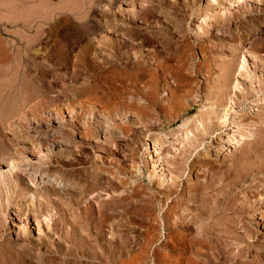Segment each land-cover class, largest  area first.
Wrapping results in <instances>:
<instances>
[{"label":"rangeland","instance_id":"rangeland-1","mask_svg":"<svg viewBox=\"0 0 264 264\" xmlns=\"http://www.w3.org/2000/svg\"><path fill=\"white\" fill-rule=\"evenodd\" d=\"M15 1L21 7L18 4L19 10L12 13L20 17L16 20L15 16L12 22V19H9L14 16L12 13L10 14L13 16L0 12V35L4 43H16L20 48V54L25 51L22 44L26 39L24 37L28 36L31 39L34 63L31 62L30 68L32 67L31 74L35 86L24 79L21 82L24 81L25 85L19 86V89L23 90L19 91L20 94L14 90L10 91L11 87H6L7 82L13 86L18 79L13 69L2 76V79L4 77L2 83L8 80L6 84H0V173H2L0 202L3 203V206L0 203V207H3L5 216L7 214L5 239L12 241L30 234L29 236L37 241L38 237L48 233L47 246H33L35 258L45 259L48 264H162L163 258L166 264H191L197 258L193 254L194 250L199 249L200 253L209 251L205 256L210 255L209 258H212L213 254L206 246L190 242L194 235H202L200 228L185 235L183 242L190 244L189 250L183 251L181 249L183 242L176 244L173 236L167 240L164 238L167 234L161 223L164 208L154 197L152 201H156H151L152 211H149L151 215L148 213V217H141L138 213L139 202L130 201L129 198L124 200L131 205L127 208H134L133 213L130 209L121 210L114 215L110 225L102 227V235L98 237L100 239H97L95 247L99 255L102 253L101 258L92 257L87 247L85 251V246L81 250H76L72 243L66 242L64 235L68 226H62L61 223L64 215L76 214L68 206L66 198L85 188L82 185L87 179V171L102 172L101 182L96 181L94 186L100 191L103 188L100 198L96 196L93 201V209L96 210L98 202L109 196L105 183L113 179L115 168L129 171L139 168V171L134 173L135 177L129 180L130 184L121 187L119 193L131 192L135 187L137 191L139 190L138 194L143 196L145 192L150 196L162 189L166 183L171 182L170 176L175 172L169 174L170 170L167 167L173 166L170 163L165 165L162 160L172 158L170 155L177 154L186 144L187 130L195 134L197 131L200 132L199 121L205 118L202 120L203 124H206L201 131L203 138L196 140L198 145L190 157L195 158L194 164L184 170L178 191L189 190L191 186H202L207 180L215 183V189L228 190L230 195L228 207L222 205L221 213L216 217H222L220 221L223 222L228 213L234 211L228 208H234V212H239L241 215L235 214L232 217L235 223L234 232L238 237L228 239L219 231L210 235V242L214 244L228 241L227 246H230L231 253L240 250L243 251V260L249 264H264V193H261L264 188V172L255 176L253 172L261 166L259 164L264 165V17L255 18L258 22L253 29L249 19L241 18L242 16L237 22L228 25L220 23L211 28L208 25L213 16L217 15L216 19L222 20L221 15H226L228 9L237 13L243 6L253 4V0H222L219 5L212 0ZM22 3L25 7H22ZM25 16L27 18L31 16L33 21L31 22L33 27L28 32L21 26L22 17L26 19ZM42 19L45 20L43 27L48 34L47 39H42L40 34L41 26L38 25ZM240 19L242 21L239 22ZM21 36L24 37L20 41L15 38ZM16 53L19 52L11 55L16 56ZM16 57L22 61L18 54ZM43 57L46 58L45 62L48 60L46 80L53 86L50 91L40 96L36 85H41ZM197 63L203 66L201 68L203 70L195 74L192 70ZM141 65L150 67L161 65L163 69V78L157 87L159 105L163 108L158 113L156 106H149L143 120L141 114L133 107L146 105V100L139 93L131 92L129 88L131 81L127 80L129 72L126 71V68L140 69ZM231 65L234 67L230 68L233 73L229 86L220 89L214 77L220 76V68L225 69ZM205 71L213 72L211 81L207 80ZM240 71H245L242 76ZM183 72L192 76L194 80L192 78L183 82L184 84L180 83L179 73ZM111 75H114V79ZM144 79L142 80L145 81ZM142 80L139 82L140 86L143 85ZM196 81L201 86L196 85ZM188 84L196 86L192 89L195 91L182 96L188 88L182 85ZM246 85L249 89H254L247 98H242L240 88ZM216 88L228 91L227 98H224L225 103L215 104L214 94L219 91ZM77 90L81 92L78 96L75 93ZM35 91L38 93L35 94ZM27 93H31L30 96L27 95L28 98ZM52 96L57 98V107L51 102ZM231 97L235 98L236 104L234 110H229L227 117L224 118L226 114L224 110L227 104H230ZM125 99L130 100L133 106L126 104L128 107L125 105L116 112L110 111L117 100L126 101ZM79 102L94 107L90 109L93 111H83V118L78 123L88 126L92 131L90 137L85 138L71 126L62 129V123L74 120L76 117L72 118L73 115L81 113V109H75ZM187 106L189 110H186ZM54 108L55 116L51 111ZM209 111H212L209 117L208 115L204 117ZM99 119H104L102 124L98 123ZM77 120L79 119H76V122ZM205 120L209 123H205ZM154 140H157L160 146L155 145ZM82 145L85 151H82ZM13 146L18 151L14 150ZM80 154L84 160L86 159L81 165H61L57 162L58 159L67 157L81 158ZM10 158H21L20 162L22 161L19 169H16L14 182L18 191L14 193L6 184L8 168L12 166ZM44 158H52L48 164L41 165L44 173L58 171L59 175H62V181L54 187L43 182L46 176L44 178L36 176L32 179L30 177V170L38 161H44ZM101 167L110 172H103ZM111 171L112 174H109ZM14 172L15 170L12 173ZM150 172L151 180L148 178ZM87 180L93 183L92 179ZM218 191H214V194L218 195ZM94 192L97 190L88 189L86 196H79L80 203L84 205L95 197ZM8 195L11 196V202L8 201ZM13 195L16 197H12ZM240 206L242 208L238 209ZM55 225L63 228L56 232L55 229H51ZM122 225L123 227H120ZM195 231L197 233H194ZM89 243L92 241L89 240ZM190 249L193 250L192 253ZM108 252L109 257L105 256ZM225 255L226 253L216 255L217 261L213 260L211 264H230L227 261L230 254L227 255L226 261Z\"/></svg>","mask_w":264,"mask_h":264},{"label":"bare ground","instance_id":"bare-ground-1","mask_svg":"<svg viewBox=\"0 0 264 264\" xmlns=\"http://www.w3.org/2000/svg\"><path fill=\"white\" fill-rule=\"evenodd\" d=\"M15 1V0H14ZM13 0L11 1H1L0 0V12L1 13H6V14H9L10 16L12 15L13 17L9 18V19H12V22L14 21L13 18L16 16L14 13L15 10H19L17 9L18 8V4L19 3H15L17 1L14 2ZM21 1V0H20ZM78 1V0H77ZM76 1V2H77ZM214 3L216 4H221L220 2L222 0H212ZM23 2V1H22ZM70 2V1H69ZM236 2V1H235ZM253 2L255 3V5L253 4H249L248 6L245 5V6H241L242 8H240L239 12H235L234 10H231V9H228L229 12L226 14V15H221L222 16V20H217L216 18H218L217 15H215L216 17H212V21L211 22H208L210 28L211 27H216L218 26L220 23H224L226 25L232 23V22H237V20L241 17V18H247L249 19L250 21V26L251 28H255L257 26L256 22H258V18L260 16H263L264 17V0H253ZM23 4V3H22ZM223 4V3H222ZM20 5V4H19ZM24 5V6H23ZM22 7H25V4H23ZM214 5V4H213ZM244 5V4H243ZM21 7V5H20ZM71 7V6H70ZM76 7V6H75ZM214 7V6H213ZM221 7V5L219 6V8ZM226 8V7H225ZM25 9V8H24ZM23 9V10H24ZM155 9V8H154ZM33 10V9H32ZM227 10V9H226ZM22 11V10H20ZM222 11V10H221ZM23 12V11H22ZM135 12V11H134ZM223 12V11H222ZM12 13V14H10ZM18 13V12H17ZM150 13V12H149ZM27 14V13H26ZM29 14V13H28ZM31 14V13H30ZM153 14V12H152ZM223 14V13H222ZM225 14V13H224ZM245 16V17H243ZM18 16H16L14 19L18 20L17 19ZM26 17V16H25ZM258 17V18H257ZM7 18H8V15H7ZM23 20L21 21V26L24 28V30L26 32L29 31V29H31L33 26L31 25V22L32 21V17L29 16L28 18L26 17V19L24 17H22ZM257 18V19H255ZM220 19V18H219ZM261 19V18H259ZM8 20V19H5V21ZM220 21V22H219ZM242 21L241 19L239 20V22ZM17 22V21H16ZM45 20L42 19V21H40V24L38 26H41L43 29H41L40 27V34L42 36V39H47V32L45 31L44 29V25H45ZM236 24V23H235ZM223 25V24H222ZM245 25V24H244ZM249 26V25H248ZM229 27V26H228ZM35 28V27H34ZM218 28V27H217ZM1 30V29H0ZM5 30V29H4ZM37 30V29H36ZM38 31V30H37ZM16 34V33H14ZM21 34V33H20ZM27 34V33H25ZM24 34V36H25ZM35 34V33H34ZM34 34H32L34 36ZM31 35V34H30ZM20 36V35H19ZM24 36H21L20 38L18 37H15L17 40H22ZM36 36V35H35ZM26 38V39H25ZM28 36L24 37L25 41L23 44V50L24 53L20 54V48L18 45H16V43H4L3 42V39L1 38V35H0V84L2 83L3 79H2V76L6 75L10 70L13 69V72H15V74L17 75L18 79L15 80V84L13 86H10L7 82V86H9V88L11 87L10 91H13L14 92H17V94L19 93V91L21 89H19V86H23L25 84L24 81L23 83L21 82L22 80H28V83L30 85H34L35 82H34V78L32 77L33 75L31 74V72H33L30 68V64L31 62L34 63V58L32 57V53H31V49H32V42H31V39H27ZM31 38V37H30ZM33 38V37H32ZM33 40V39H32ZM17 41V43L19 42ZM45 43V42H44ZM8 46V47H7ZM239 46V45H238ZM2 50V52H1ZM116 50V49H115ZM118 50V49H117ZM9 51V52H8ZM124 51V50H123ZM202 51V50H201ZM15 53V52H19V53H16V56L17 54L19 55L20 58H22V61L19 60V58L17 59L16 56H14L13 54L11 55V53ZM87 52V51H86ZM100 52V51H99ZM118 53H120V51L118 50ZM88 55V54H87ZM14 56V58H13ZM43 56V54H42ZM238 57V56H237ZM255 57V56H254ZM13 59V60H12ZM42 60V59H41ZM46 58L43 57V60H42V64H43V75L42 76V81H41V85L38 86V84L36 85L37 88L39 89V93H40V96L41 95H44L45 92H47L48 90L50 91L52 89V86H50L51 84H49L46 80V77H47V74H48V67H47V61L45 62ZM32 63V65H33ZM40 64V65H42ZM239 65V64H238ZM244 65V64H243ZM241 66V65H240ZM203 66L200 65V64H195L194 67H193V70L192 72H194L195 74H197L201 68ZM210 67V66H209ZM234 65L232 66H229V67H226L225 69L222 67L220 68L219 72H221L220 76L218 77H214L216 80H217V86L221 89L222 87H225L228 88L229 86V81L231 80V75L233 73V71L230 69V68H233ZM242 67H245V66H242ZM161 65H157L156 67H150V66H144V65H141L140 69H137V70H134V69H127L126 68V71L128 73V79L129 81H131V84L129 86L131 92H133L134 94H137L139 93L145 100H146V105L144 106H135L133 108H135L136 112L138 114H141V119L143 120V116H145L144 114L147 115V108L149 106H156L155 109L156 111H161V109L163 107H160L159 105V99H158V96H157V87L158 85L160 84L162 78H163V69H161ZM114 69L116 70V67H114ZM206 69H208V66L206 67ZM246 69V68H245ZM31 70V71H30ZM174 70V69H173ZM203 70V69H202ZM201 70V72H202ZM210 70V69H209ZM244 70V69H243ZM119 71V70H118ZM117 71V72H118ZM213 71V70H212ZM246 71V70H245ZM244 71V72H245ZM114 72V71H113ZM120 72V71H119ZM168 72V71H166ZM207 76V80L211 81L212 78H213V72H208V71H205ZM219 72L217 74H219ZM244 72L240 71V75L241 74H244ZM42 73V72H41ZM124 73V71H123ZM122 73V74H123ZM116 74V72H115ZM125 74V73H124ZM166 74V73H165ZM191 74V73H189ZM117 75V74H116ZM115 75V76H116ZM179 75H181L179 78L181 80L180 83H183L185 81H188L191 80L193 77L192 76H189L187 75V73L185 74L184 72L181 74L179 73ZM112 76V75H111ZM114 76V75H113ZM112 76V77H113ZM242 76V75H241ZM123 77V76H122ZM204 77V76H202ZM251 77V76H250ZM15 78V76H14ZM117 78V77H115ZM120 78V74H119V77ZM144 78H147L146 80ZM240 78V77H239ZM114 79V77H113ZM142 79H144L145 81H143ZM2 80V81H1ZM141 80L143 81V85L140 86L139 82H141ZM179 80V79H178ZM179 80V81H180ZM194 80V78H193ZM196 80V79H195ZM205 80V79H204ZM203 80V82H204ZM206 80V81H207ZM6 81H8L7 79L4 80V82L2 84H4ZM113 81V80H112ZM117 81V80H116ZM115 81V82H116ZM119 81V79H118ZM199 81V80H198ZM136 82V83H135ZM190 84H191V81H189ZM195 82V81H194ZM200 82V81H199ZM202 82V81H201ZM202 82V83H203ZM34 83V84H33ZM165 83V82H164ZM193 83V82H192ZM252 83V81H251ZM1 84V85H2ZM6 84V83H5ZM13 84V83H12ZM22 84V85H21ZM28 84V85H29ZM122 84V83H121ZM184 84V83H183ZM204 84V83H203ZM27 85V86H28ZM195 85V83H194ZM196 85H200L199 83H197L196 81ZM238 85H239V82H238ZM251 85V84H250ZM5 86V85H4ZM35 86V85H34ZM109 86V85H108ZM201 86V85H200ZM203 86V85H202ZM216 86V87H217ZM261 86V85H260ZM263 86V85H262ZM2 87V86H1ZM30 87V86H29ZM116 87V86H115ZM123 87V86H122ZM182 87H188L182 96H185V94L187 93H190L192 92L193 88L196 87V86H192V85H182ZM239 87V86H238ZM236 87V88H238ZM258 87V86H257ZM83 88V87H82ZM219 88L217 90H219ZM252 88V87H251ZM259 88V87H258ZM116 89V88H115ZM120 89V88H119ZM195 89V88H194ZM254 89V88H252ZM252 89H249L247 87V85L243 88H240V91L242 93V98H247L251 93H252ZM31 90V88H30ZM113 90V89H112ZM118 90V89H117ZM124 90V89H123ZM126 90H129V89H126ZM216 90V92H217ZM9 91V90H8ZM9 91V92H10ZM23 91V90H21ZM20 91V92H21ZM33 92V89L31 90ZM38 91V90H37ZM120 92V90H118ZM195 91V90H194ZM193 91V92H194ZM2 93L4 92L3 90L1 91ZM12 92V93H14ZM74 92V91H73ZM113 92L115 93V90H113ZM192 92V93H193ZM228 92V91H227ZM227 92L223 89V91L219 90L217 93H215L214 95V99H215V104L216 105H219V104H223L224 102V98H227L226 94ZM239 92V91H238ZM7 93V91H6ZM11 93V94H12ZM38 93L35 91V94ZM76 95H80L81 92H79L78 90L75 92ZM130 93V92H129ZM20 94V93H19ZM24 94V93H23ZM31 93H27L26 96H30ZM33 93V95H35ZM191 94V93H190ZM9 95V94H8ZM33 95H31V97H33ZM39 95V94H38ZM117 95V93L115 94ZM132 95V94H131ZM180 95V94H178ZM237 93L235 92V95L236 96ZM2 96V95H1ZM27 96V98H28ZM48 96V95H47ZM50 96V95H49ZM125 96V95H124ZM181 96V97H182ZM131 97V96H130ZM177 97V95L175 96ZM207 97V96H206ZM117 98V97H116ZM126 100V99H125ZM177 100V98H176ZM181 100V99H179ZM178 100V101H179ZM50 101V99H49ZM228 101V100H227ZM24 102V101H23ZM26 102H29V101H26ZM51 102L52 104H55L56 107H57V98H55L54 96H52V99H51ZM60 103V102H59ZM80 103V102H79ZM78 103V104H79ZM225 103V102H224ZM40 104V103H39ZM116 105L114 107H111V110L110 111H114L115 112L117 111V109H119L120 107L122 106H125L126 104L128 106H133V103L129 101H119L117 100V102L115 103ZM175 104H178V103H175ZM236 104V101H235V98L234 97H231L230 98V104H227V108L224 110V113L225 114V117H227L228 115V112L229 110L233 109L234 108V105ZM54 105V106H55ZM126 105V106H127ZM135 105V104H134ZM191 105V103H190ZM69 106V104H68ZM71 106V105H70ZM76 105H74L75 107ZM127 106V107H128ZM60 107V106H59ZM65 107V106H64ZM91 107V108H90ZM62 108V107H61ZM66 108V107H65ZM75 109H81V113L77 115V113H75V115H73L72 118H75L74 120L71 119L69 121H65V123H62V129H65L67 126H71L74 128H76V130H78V132L83 135L85 138L86 137H90V135L92 134V131L88 128V126H85V125H82V124H78L79 122H81V119L83 118V115H82V112L83 111H89L90 109H94L93 106H90L84 102H81L77 108ZM128 109V108H127ZM186 109V108H185ZM213 109V108H212ZM50 110V108H49ZM57 110V109H56ZM63 110V109H62ZM186 110H189L188 106H187V109ZM234 110V109H233ZM52 113L54 114L55 116V108L51 110ZM90 111H93V110H90ZM50 112V111H49ZM130 112V111H129ZM212 111H209V112H206V114H204V117H206L208 115L211 114ZM51 113V114H52ZM58 114V113H57ZM61 114V113H60ZM112 115V114H111ZM206 115V116H205ZM220 115V114H219ZM21 116V115H20ZM60 116V115H59ZM51 117V115H50ZM53 117V116H52ZM97 117V115H96ZM99 117V116H98ZM156 117V116H155ZM203 117V116H202ZM207 117V118H208ZM5 118V117H4ZM9 118V117H8ZM22 118V117H21ZM70 118V117H69ZM138 118V117H137ZM220 118V117H219ZM54 119V117H53ZM76 119H79L77 120L78 122H76ZM101 119V118H100ZM98 121V123H101L103 122V120H100ZM203 121L204 119L201 118ZM4 120V119H3ZM8 120V119H7ZM51 120V119H50ZM200 120V121H202ZM250 120V119H249ZM199 121V125H201L200 127L197 126V128L201 129L202 130V127H205V125L203 124V121H202V124L201 122ZM15 122V121H14ZM52 123V122H51ZM205 123H209L205 120ZM152 124V123H151ZM208 126V125H207ZM206 126V127H207ZM127 127V126H126ZM264 127V126H263ZM196 128V130H197ZM199 129V130H200ZM204 129V128H203ZM191 130V129H190ZM205 130V129H204ZM199 132L197 131L198 133L195 134V132H191V131H188L187 130V133H186V138H185V141L186 144L183 145V147L181 149L178 150L177 154H173V155H170L172 156V158H164L162 161L163 163L166 165L168 163H170L171 166L173 167H167L169 170V174H172L173 171L176 172V175H175V172H174V176L171 175L170 179H171V182L170 183H166V185L162 188V189H159L157 190L155 193H153V195H150L149 196V193L147 195V193L145 194L144 192V195H140L138 194L139 193V190L137 191L135 189L134 186H130V187H134L133 190L131 192H126V193H119L118 190L121 188V187H124V185L127 186V184L129 182V180H131V178H134L135 175V171L137 172V170L139 171V168L136 169V167L134 169V171H129L127 169H120L118 170V168H115V173L112 174L113 171H111V173L109 174H112L114 175L113 179L107 181L105 184L106 186L108 187L107 191L109 192L108 195L106 198H104L103 200H100L98 202V206H97V210L96 209H93V205H94V202L95 201L94 199L96 198V196L99 197V195L102 193L99 189H96L95 186V182H101V179H102V172H97V171H94V172H91V171H87V179H92L93 180V183L87 179H85L84 181V184L82 186H85L84 189L82 190H79V192H76V194H72L69 198H66V202H68V206L70 207V209L74 210L76 212L75 215H62L63 216V222L62 223V226H68L66 227L67 230H66V233L64 235V238L66 240V242H69V243H72V245L75 247V249H82L84 246H85V251H86V247L87 249H89L92 257L94 258H101L100 255L102 254H98V252L96 251V242L97 239H100L98 237H100L102 234L101 232L103 231L102 227L103 226H107V225H110V222L112 221V218L114 217V215H117L118 212H120L121 210H124V209H130V211L132 212L134 210L133 207H130V208H127L131 205H129L130 203L127 202L125 203L124 200L126 198H129L130 201L132 200H135L136 202H139V205H137L139 208H138V213L140 214L141 217H146L147 214L149 213V211H152L150 210V206L152 207V202H155L157 200V202H161V207L164 208V211L162 209V217H161V223H163L164 227L166 228L167 230V234L165 235V239H169V237L173 236V239L174 241L176 242V244H179L180 242L182 243L183 240L185 239V235L188 233H191L192 231L197 230V228H200V232H202V235H194V237L191 238V241L192 244H202L204 246H206L207 249L211 250V254H213L212 258H209L211 257L210 255L207 257V255L205 256V253L206 252H203V253H200V249L199 250H194L193 254L195 256L196 259H194L191 264H211V262H213V260L217 261V256L218 254L220 253H226V255L224 256V260L226 261L227 260V255H229L230 257L228 258V262H230V264H249V262H247L246 260L244 261L243 260V251H235L234 253H231V249H230V246H227V242L228 241H225V242H221V243H211L210 241V238L212 234H215L216 232H222L221 234H224V237H227L228 239H231V238H234L236 239V237H238V235L236 234V232H234L235 230V223L232 221V217H234L235 214H237L238 216L241 215L239 212H234L235 209L234 208H228V209H232L234 210L233 212H230L228 213L226 219L221 222V218L222 217H216V215L220 214L221 213V208L223 207L222 205L226 206L225 208L228 207V201L230 200V195H229V192L228 190L226 191L225 189H222L220 190L219 188L218 189H215L214 188V184L215 183H212L211 181H205V183H203L202 186H191V188L189 190H183V191H178V186H179V183H180V178L183 177V172L185 169L187 168H190L192 167V165L194 164V161H195V158H191L190 157L192 156V151L193 149H195V147L198 145H196V140L197 139H200V138H203V134L202 132ZM17 132V131H16ZM73 133V132H72ZM260 133V132H258ZM242 134V133H241ZM83 138V137H82ZM96 140V139H95ZM16 141V140H15ZM19 141V140H18ZM17 141V142H18ZM199 141V140H198ZM146 142V141H145ZM154 143L155 145H159V143H157V140H154ZM86 144V143H85ZM9 145H11V143H9ZM19 145V144H18ZM21 145V144H20ZM160 146V145H159ZM21 147V146H20ZM81 147V146H80ZM84 145H82V151L85 149L83 148ZM32 148V147H31ZM35 148V147H34ZM261 148V147H260ZM13 149H14V146H13ZM25 149V148H24ZM16 151H18V149H14ZM12 150V152L14 151ZM27 150V149H26ZM40 150V149H39ZM38 150V151H39ZM80 150V149H79ZM15 152V151H14ZM249 152V151H248ZM53 153V151H52ZM61 153V152H60ZM18 154V153H17ZM56 154V153H55ZM13 157V156H12ZM38 157V156H37ZM53 157V156H52ZM65 157V156H64ZM71 157V156H70ZM80 157L79 156H75L73 158H61V160H57L58 164H61V165H81L83 164V158H82V155L80 154ZM20 159L21 158H10V164L12 166H10L8 168V175L6 177L7 179V183L8 186L11 188L12 192H17L18 190H16L15 188V182H14V179L16 178V169L18 170L19 169V166H20ZM42 159V158H41ZM237 159V158H236ZM38 160V159H36ZM52 160V158H44V161H37L35 163L36 166H34V168L32 170H30V177L32 179V177H47L45 179V184L47 183L48 186L50 187H54L56 184H58L59 181H62L61 179V176L59 175L58 171H53L51 174H47V173H44V171H42L41 169V165L44 163L48 164V162H50ZM86 160V159H85ZM84 160V162H85ZM92 160V159H91ZM100 160V158H99ZM24 161V160H23ZM30 161V160H29ZM56 161V160H55ZM247 161V160H246ZM28 162V161H27ZM25 162V163H27ZM263 162V161H262ZM97 163H99L97 161ZM96 163V164H97ZM133 163V162H132ZM161 163V162H160ZM233 163V162H232ZM22 164V163H21ZM29 164V163H28ZM31 164V163H30ZM34 164V162H33ZM264 164V163H263ZM27 166V164H25ZM32 165V164H31ZM261 166L257 167L256 169L253 170L254 172V176L256 174H260L262 172H264V165L262 164H259ZM23 166V165H22ZM52 166V165H51ZM103 166V164H102ZM166 166H164L165 168ZM21 168V167H20ZM55 168V166H54ZM102 171L103 172H110V170H105V168L101 167ZM171 168V169H170ZM233 169V168H232ZM253 169V168H252ZM13 170H15L14 173ZM26 170V169H25ZM113 170V169H112ZM245 170V169H244ZM167 171V170H166ZM251 171V170H250ZM172 172V173H171ZM243 172V171H242ZM165 173V172H164ZM2 173H0L1 175ZM12 175L11 177L9 175ZM119 174V175H118ZM141 174V173H140ZM243 174V173H242ZM127 177H123V176H126ZM217 175V174H216ZM4 176V173L3 175ZM130 178H129V177ZM147 176V175H146ZM212 176V175H211ZM85 177V178H86ZM151 177H152V172L148 173V178H150L151 180ZM154 177V176H153ZM243 177V176H242ZM129 178V179H128ZM210 178V177H209ZM244 178V177H243ZM4 179V178H3ZM77 179V178H76ZM182 179V178H181ZM230 179V178H229ZM232 179V178H231ZM5 180V179H4ZM149 180V179H148ZM254 180V179H253ZM256 180V179H255ZM249 181V180H248ZM163 182V181H162ZM161 182V183H162ZM165 182V181H164ZM25 184V183H24ZM100 184V183H99ZM257 184V183H256ZM264 184V183H263ZM18 185V184H17ZM80 185V184H79ZM152 187L154 186L153 184H151ZM100 187L102 185H99ZM255 186V185H254ZM8 187V188H9ZM81 187V186H80ZM83 188V187H81ZM99 188V187H98ZM189 188V187H188ZM249 188V187H248ZM88 189H95V191L97 190V192H94V195L95 197H92L90 200H88L84 205L80 203V198L79 196L81 195H85L87 194L88 192ZM208 189H210L209 191H207ZM99 190V192H98ZM220 190V191H218ZM78 191V190H77ZM106 191V192H107ZM147 191V190H146ZM214 191H218V195L214 194L215 192ZM12 192H10L12 194ZM149 192V190H148ZM154 192V191H153ZM143 193V192H142ZM141 193V194H142ZM261 193H264V188L262 189ZM10 194V195H11ZM16 194V193H15ZM90 194V193H89ZM1 196V195H0ZM101 196V195H100ZM8 201L11 202V196L8 195ZM12 197H16V196H12ZM97 197V198H98ZM155 198L156 200L152 201V198ZM21 198V197H20ZM100 198V197H99ZM6 199H7V196H6ZM88 199V198H87ZM168 199H171L170 201H168ZM14 201V200H13ZM152 201V202H151ZM57 202V201H56ZM1 203V202H0ZM2 206H3V203H1ZM11 204V203H10ZM31 204V203H30ZM138 204V203H137ZM159 204V203H158ZM9 205V204H8ZM7 205V206H8ZM66 205V204H65ZM129 205V206H128ZM159 205V206H160ZM5 206V205H4ZM132 206H135L134 204ZM155 206V205H154ZM222 206V207H221ZM159 207V208H161ZM3 207H0V264H48L47 261L45 259H37L35 258L34 256V253H33V246L34 245H39V246H45L46 245V242L48 241V238H49V235L48 233H45L44 235L38 237L37 241H35L33 239V237H30L29 235H23L21 238L19 237V239L15 240L13 239L12 241H9L8 239H5V235H4V232L6 230V216H5V212L2 210ZM6 208V207H5ZM4 208V209H5ZM242 207L240 206L238 209H241ZM68 209V208H67ZM66 209V210H67ZM135 209H136V206H135ZM61 210V209H60ZM237 210V208H236ZM56 212V211H55ZM124 212V211H123ZM184 212V214H182ZM32 213V212H31ZM122 213V212H121ZM128 213V212H127ZM133 213V212H132ZM135 213V212H134ZM29 214V213H28ZM33 214V213H32ZM36 214V213H35ZM70 214H74V213H70ZM124 214V213H123ZM136 214H137V211H136ZM224 214V213H223ZM222 214V215H223ZM227 214V213H226ZM132 215V214H131ZM135 215V214H134ZM148 215H151L150 213ZM189 215V216H188ZM225 216V215H224ZM119 217V216H118ZM148 217V216H147ZM117 218V217H116ZM142 219V218H141ZM238 219V218H237ZM120 227H123L120 226ZM63 227H59L58 225H55V226H52L51 229H55L56 232L59 231L60 229H62ZM104 228V227H103ZM123 229V228H122ZM112 230V229H111ZM126 230V229H125ZM26 232V231H25ZM24 232V233H25ZM173 232V233H172ZM185 232V233H184ZM123 233V232H122ZM171 233L173 235H171ZM194 233H197V231H195ZM120 234V233H119ZM124 234V233H123ZM199 234V232H198ZM111 235V234H110ZM126 235V233H125ZM88 237H90V239H87ZM124 237V236H123ZM9 238V237H8ZM63 238V239H64ZM122 238V237H120ZM171 239V238H170ZM15 240V241H14ZM89 240L92 241V243H89ZM188 241V240H187ZM186 241V242H187ZM36 242V243H35ZM183 242V245H182V248L183 251L185 250H189V245L186 243ZM47 246V245H46ZM109 246V245H108ZM165 246V244H164ZM192 247V246H191ZM101 248V247H100ZM109 248H111L109 246ZM196 249V247H194ZM108 249V248H107ZM206 249V250H207ZM79 250V251H80ZM98 250V248H97ZM101 250V249H100ZM109 250V249H108ZM107 250V251H108ZM191 250V253H192V249ZM49 251V250H48ZM84 251V250H82ZM81 251V252H82ZM106 251V252H107ZM37 252V251H36ZM190 252V251H189ZM209 252V251H208ZM207 252V253H208ZM206 253V254H207ZM113 254V253H112ZM200 254V255H199ZM209 254V253H208ZM84 255V254H83ZM85 256V255H84ZM105 256L109 257V252L108 254H106ZM104 256V257H105ZM110 256H111V253H110ZM103 259V258H102ZM106 259V257H105ZM111 259V258H109ZM109 259L108 261H106L107 263L109 262ZM190 259V258H189ZM222 260V259H221ZM219 261V259H218ZM104 261V263H106ZM189 262V261H188ZM111 263V262H110ZM166 260L163 258L162 260V264H166ZM218 263V262H217ZM225 263V262H224ZM176 264V263H175ZM214 264V263H213Z\"/></svg>","mask_w":264,"mask_h":264}]
</instances>
